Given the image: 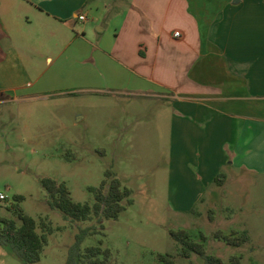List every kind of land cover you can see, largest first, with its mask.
<instances>
[{
    "label": "rangeland",
    "instance_id": "obj_1",
    "mask_svg": "<svg viewBox=\"0 0 264 264\" xmlns=\"http://www.w3.org/2000/svg\"><path fill=\"white\" fill-rule=\"evenodd\" d=\"M82 47L84 52L90 48ZM74 48L49 69L39 58L34 76L13 82L0 76V194L6 197L0 217L20 226L15 213L21 210L48 225L51 231L36 264H65L75 236L88 227L94 231L80 248L107 249V259L97 257L104 264H162V254L175 264H203L196 255L181 257L180 245L169 235L178 230L194 242L202 243L204 236L206 254L224 264L233 256L241 264H264V174L228 167L219 172L226 176L223 187H205L203 200L192 206L174 203L170 101L80 91ZM10 88L15 90L4 91ZM108 170L131 193V205L116 220L73 222L48 206L42 179L65 183L74 202L92 206L88 189L98 188ZM217 230L245 232L248 240L229 246L213 237ZM0 264L25 263L0 246Z\"/></svg>",
    "mask_w": 264,
    "mask_h": 264
},
{
    "label": "crops",
    "instance_id": "obj_2",
    "mask_svg": "<svg viewBox=\"0 0 264 264\" xmlns=\"http://www.w3.org/2000/svg\"><path fill=\"white\" fill-rule=\"evenodd\" d=\"M73 46L80 91L170 101L174 203L228 167L264 174V0H0L9 82Z\"/></svg>",
    "mask_w": 264,
    "mask_h": 264
},
{
    "label": "trees",
    "instance_id": "obj_3",
    "mask_svg": "<svg viewBox=\"0 0 264 264\" xmlns=\"http://www.w3.org/2000/svg\"><path fill=\"white\" fill-rule=\"evenodd\" d=\"M225 181L226 176L223 173H219L214 179L217 187L223 186ZM40 184L46 192L47 204L50 209L60 212L64 219L73 222H84L92 220L94 217L116 220L120 213L131 205L130 191L122 187L119 179L110 170L105 172V179L98 188L88 189L94 195L95 202L92 206L74 202L65 183L44 178ZM16 199L20 200L21 198L17 197ZM15 215L21 222L20 226H17L14 220L0 217V246L8 247L12 254L23 263L36 264L40 261L42 249L47 243V236L51 230L46 223L38 224L21 210L16 211ZM209 218L212 220V217ZM38 227H42V233H38ZM92 231L94 228L88 227L80 230L75 236L74 244L68 251L65 264H95L99 262L98 256L103 255L106 259L109 257V251L103 250L100 246H91L84 251L81 250V243ZM169 235L180 245L182 258L189 259L192 255H196L203 260V264H224L218 257L206 254L203 245L204 236L201 235V243L194 242L184 230L170 231ZM213 237L226 245L237 247L248 240L245 232H233L230 235H225L222 231L217 230ZM158 259L162 264H175L168 254L158 255ZM105 262H99V264ZM229 263L241 264L240 258L233 256Z\"/></svg>",
    "mask_w": 264,
    "mask_h": 264
},
{
    "label": "built area",
    "instance_id": "obj_4",
    "mask_svg": "<svg viewBox=\"0 0 264 264\" xmlns=\"http://www.w3.org/2000/svg\"><path fill=\"white\" fill-rule=\"evenodd\" d=\"M78 19L80 21H84L85 20V17L83 15H80V16H78ZM174 37H179V33L178 32H175L174 33ZM5 200H6V197L3 194H0V202L1 201H5Z\"/></svg>",
    "mask_w": 264,
    "mask_h": 264
}]
</instances>
